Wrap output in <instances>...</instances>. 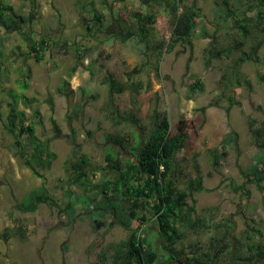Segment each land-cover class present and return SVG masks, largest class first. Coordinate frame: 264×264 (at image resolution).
Masks as SVG:
<instances>
[{"label":"rangeland","instance_id":"374dc122","mask_svg":"<svg viewBox=\"0 0 264 264\" xmlns=\"http://www.w3.org/2000/svg\"><path fill=\"white\" fill-rule=\"evenodd\" d=\"M2 1L30 21L14 30L0 29V264H109L112 244L127 237V231L110 220L94 232L80 206L72 220L48 205H40L34 213L17 209L22 197L42 184V179L33 176L19 160L12 137L2 123L6 116V107L1 104L7 98L4 90L17 89L18 72L26 69L30 70V89L26 94L35 98L40 108L36 134L49 142L55 154L50 168L42 172L43 184L60 208L67 203V187L81 193L78 186L67 184L74 172L73 164L85 156L89 162L85 167L87 177L95 176L94 183L103 180L109 174L103 162L108 138L131 136L135 129L126 116L133 114L145 125L158 99V109L167 115L171 132H175L180 118L187 124L177 160L190 178L201 177L209 190L193 194L194 217L202 220V226L184 233L179 244L184 252L191 245L207 249L214 240L225 237L229 249L213 258L212 264H227L232 245L246 252L244 230L249 225L260 233L253 241L264 243V193L254 185L243 184L242 176L256 152L247 120L264 119V85L257 79L258 75L264 76V26H258L260 36L252 31L241 51L233 50L232 57L219 58L215 52L233 48L234 40L241 38L230 19L217 18L214 0H190L202 17L190 42L172 48L168 47L169 19L156 12L148 48L144 50L134 42L106 40L102 27L92 17L93 11L90 12L92 4L94 10L106 17L104 23L111 13L112 19L122 21L120 27L125 32L135 31L134 15L152 12L142 8L140 0ZM256 3L251 0L246 7L252 8ZM230 4L235 6L233 0ZM250 16L256 17V7ZM88 27L94 30L88 31ZM41 36L49 38L51 47L44 59L36 63L27 54L28 43ZM79 46L83 50L81 57L75 51ZM155 47L161 48L154 50ZM241 53L250 55V60L239 66L240 84L236 86L230 81V71ZM95 59L104 68H97L95 63L92 75L88 65ZM140 65L144 66L139 74H130L131 80L145 87L137 96V105H131L128 91L108 97L102 77L108 72L126 84L129 81L125 74ZM64 80L69 81V87L59 93ZM197 80L203 85L202 92L193 90L199 89L193 87ZM76 105L82 106L78 116L73 113ZM25 113L28 123L30 111ZM228 134L235 140L226 148V160L221 167L211 168L208 150L218 148ZM241 185L244 188L239 190ZM228 222L231 231L227 234ZM136 226L132 224L133 228ZM151 240L159 243L155 235ZM218 244L216 251L222 245Z\"/></svg>","mask_w":264,"mask_h":264},{"label":"trees","instance_id":"16d2710c","mask_svg":"<svg viewBox=\"0 0 264 264\" xmlns=\"http://www.w3.org/2000/svg\"><path fill=\"white\" fill-rule=\"evenodd\" d=\"M230 1L214 0L213 11L217 18L230 19L241 40H234L233 48H223L215 52L219 58L223 55L226 58L232 57L233 50L241 51L252 31L256 36H260L261 29L258 26H264V0H256L257 3L252 6V8L256 7V17L250 16L252 8L246 7V3L251 0H233L234 7ZM189 2L190 0H140L141 7L152 12L144 16L134 15L137 29L127 32L120 27L122 21L112 19L111 13L108 22L104 23L106 17L98 13V10H94L92 4H90V12L93 11L92 17L97 25L102 27L106 40H116L121 44L134 42L143 50L148 48L150 26L156 21V12H162L170 22L168 47L172 48L178 43L190 42V37L197 28V22L202 17L200 9L193 2ZM29 21V18L16 14L9 4L0 0V29L14 30L21 25H28ZM201 28V34H204V26ZM86 29L94 30L93 27ZM49 41V38L41 36L28 43L27 54L39 63L44 59L46 50L51 47ZM160 48L153 49L160 50ZM75 51L78 57L82 56L83 50L80 46L76 47ZM248 60L250 55L241 53V56L233 61L230 81H233L234 85L240 84L239 66ZM103 66L100 60L95 59L88 65V69L94 75L95 67L104 68ZM143 66L140 65L131 73L125 74L126 80L129 81L126 84L120 83L107 72L102 77V83L107 88L108 97L128 91L131 105L136 106L137 96L145 87L141 82L131 80L130 74H139ZM29 79L30 70L19 71L15 80L17 89L4 90L7 98L1 101L6 107L3 128L12 137V147L16 155L33 176L42 179L40 186L28 191L22 197L17 205L19 211L34 213L40 205H48L53 206L58 212H63L68 220H72L76 217L77 206H80L84 215L89 218L94 232L105 227L110 220L113 225L127 231V237L112 244L109 264H212L213 258L228 251L229 245L225 237L214 240L216 245L214 243L207 245L208 250H201L191 245L185 253L184 247L179 245L188 229L202 226V220L194 217L193 194L209 190L203 186L201 177L190 178L183 164L177 160V154L186 138L187 124L180 118L175 132H171L167 115L158 109V99H155L145 125H141L140 120L133 114L126 116L135 129L131 132V136L108 138V150L104 152L103 162L104 170L109 174L103 180L94 183L92 179L95 176L87 177L85 167L89 162L85 156L80 157L78 164H73L74 172L67 184L78 186L81 193L76 194L67 187L68 200L65 206L60 208L43 184L42 172L50 168L55 154L51 151L49 142L36 134L40 108L35 98L26 94L30 89ZM257 79L264 85V76L258 75ZM245 84L249 86L248 81H245ZM68 87L69 81L64 80L58 92H64ZM193 87L199 88L193 90L203 91V85L198 80ZM148 88L149 84L146 86V89ZM26 110L30 111L28 123ZM81 110L82 106L76 105L73 113L78 116ZM247 125L256 152L242 174L243 184L254 185L256 190L264 193V119L260 122L247 120ZM21 138L24 140L22 141ZM234 140L235 138L228 134L221 140L218 148L208 150L211 168L221 167L226 160V148ZM243 188L241 185L239 190ZM133 223L137 224L135 228L132 227ZM227 227L228 234L231 231L230 222ZM183 228L185 230H182ZM147 229L151 231L148 232ZM256 234L260 233L254 226L249 225L244 230L246 252L232 245L227 264H264V243L262 240L253 241ZM153 235L159 243L151 240ZM219 242L222 245L216 251ZM100 257L104 260L102 253Z\"/></svg>","mask_w":264,"mask_h":264}]
</instances>
